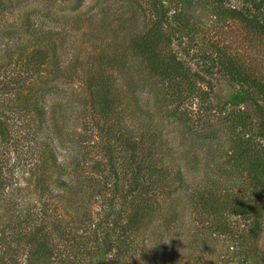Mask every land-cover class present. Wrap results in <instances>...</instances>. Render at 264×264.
Here are the masks:
<instances>
[{"label":"rangeland","instance_id":"1","mask_svg":"<svg viewBox=\"0 0 264 264\" xmlns=\"http://www.w3.org/2000/svg\"><path fill=\"white\" fill-rule=\"evenodd\" d=\"M6 1L7 10L0 12V51L11 50L15 56L0 63V92L12 97L13 84L3 85L2 81L28 76L27 83L36 91L42 88L45 94L49 125L40 129L35 117L6 111L10 131L0 135L1 214L5 205L24 213L39 212V216L43 209L46 220L62 224L64 230L76 228L86 244H93L105 214L116 212L123 199L105 185L111 173L104 170L102 175L95 167L108 168L106 147H116L118 141L107 130L111 124L98 121L86 78L101 55H125L131 62L116 76L119 92L126 99L119 116L125 118L127 127L114 121L112 129H134L137 138L147 133L149 143L157 148L156 158L171 171L153 195L159 210L151 225L136 234L133 246L137 251L130 260L135 264H224L227 260L264 264V211L258 235L252 229L253 217L230 213L234 231L221 234L213 232L211 213L192 202L193 193L215 180L221 188L231 186L264 208V191L259 195L260 190L244 173L233 169L227 157L231 117H226L245 110L251 113L249 122L256 132L258 116L252 105L227 104L234 87L213 61V44H218L264 80V36L255 35L238 20L216 19L205 6L211 0H194L199 4L192 8L193 32L174 40L171 49L199 77L195 94L179 102L169 99L161 81L148 74L129 48L130 37L148 28L154 19L151 0H84L78 8L77 0ZM226 6L250 4L228 0ZM29 19L33 27L50 31L57 49V59H49L35 73L24 66L35 48L26 51L34 44L26 27ZM52 43L45 40L39 46L49 48ZM55 161L64 169L55 168ZM38 177L44 178L42 183L48 189L37 187ZM85 207L91 215L87 223L78 215ZM57 235L54 231V240L63 249L68 242ZM11 248L10 254H17L20 264H28V247L20 248L13 241ZM89 260L81 256L80 263Z\"/></svg>","mask_w":264,"mask_h":264},{"label":"trees","instance_id":"2","mask_svg":"<svg viewBox=\"0 0 264 264\" xmlns=\"http://www.w3.org/2000/svg\"><path fill=\"white\" fill-rule=\"evenodd\" d=\"M83 1L77 0V8ZM151 1L155 11L154 19L148 28L130 37L129 48L145 66L148 74L161 81L169 99L183 102L195 94L199 75L195 74L171 48L174 40L193 32L190 26L192 8L199 3L194 0ZM227 1L211 0L207 1L205 6L210 8L216 19L238 20L255 35L264 36V0H244L250 6L243 7L226 6ZM5 10H7V1L0 0V12ZM26 27L34 38V44L26 47V51L30 52L31 48H35L24 66L35 73L37 69L45 66L49 59H57V49L50 31L33 27L30 19L27 20ZM45 40L53 42L49 48L39 46ZM213 49L214 67L221 69L234 87L228 96L227 104L236 107L252 105L259 119V128L254 132L253 125L249 122L251 113L237 110L226 117H231L228 123L231 134L227 156L229 163L233 169L241 171L249 178L260 190L258 193L260 195L264 191V80L249 70L237 55L226 48L213 44ZM13 56L15 55L11 50H5L4 54L0 51V63ZM130 62L131 60L125 55L103 54L99 57L96 69L86 78L91 105L99 118L98 121L103 120L105 124H111L107 130H111L118 141L116 147L112 145L106 147L108 168L104 169L101 164L95 167L103 172L100 173L102 175L106 174L104 170L111 173L112 178L110 176L105 185L117 195H121L123 200L120 208L113 214L110 212L105 214L99 225L102 229L101 233L98 234L97 229L93 244L89 245L78 236L76 228L73 230L70 227V230H64L62 224L46 220L43 209L41 210L43 216H39V212L24 213L20 209L18 211L15 206L6 208L5 205L2 214L0 210V263L20 264L17 254H10L11 244L16 241L18 247L29 248L28 264L48 262L81 264V256L90 257L87 264H135L130 260L137 251L133 246L134 238L137 237L136 234L151 225L152 217L160 207L159 203L153 200V195L166 183L171 171L161 165L160 160L156 158L157 148L149 143L151 138L147 133L142 132L143 136L137 138L134 129L126 130L116 126L114 127L117 129H112L114 121L118 125H127L124 123L125 118L119 116L126 99L119 92L116 74L125 69ZM2 67L0 66V73ZM58 73L62 71L58 70ZM28 75L33 77L34 74ZM27 77L19 76L10 81H2L3 85L14 86L12 97L5 96L6 92H0V135L3 137L10 131L6 111L18 116L35 117L40 129L49 125L45 94L42 93V88L36 91V88L31 87L33 85L27 83ZM53 166L64 169V166L56 161ZM177 175L180 180L181 174L177 173ZM37 180L38 188L43 191L48 189L42 183L44 178L38 177ZM3 182L0 173V197L4 193ZM62 183L71 187L67 182L62 181ZM192 202L193 206L201 207L203 211L211 213L213 232L229 234L234 231L228 213L253 217L252 229L256 231L255 235H258L263 228V205L258 204L256 200L251 201L238 191H233L231 186L221 188L215 180L193 193ZM78 213L81 218L86 219L83 223H87L89 220L87 216H91L87 208L81 209ZM77 226L82 227L80 224ZM54 231L58 232V238L68 242L64 247L66 249H59L54 240ZM11 234L14 235L13 238ZM113 249L114 253H112ZM233 261L227 260L224 264H236ZM250 264H258V262Z\"/></svg>","mask_w":264,"mask_h":264},{"label":"clouds","instance_id":"3","mask_svg":"<svg viewBox=\"0 0 264 264\" xmlns=\"http://www.w3.org/2000/svg\"><path fill=\"white\" fill-rule=\"evenodd\" d=\"M109 259H110V257H109Z\"/></svg>","mask_w":264,"mask_h":264}]
</instances>
